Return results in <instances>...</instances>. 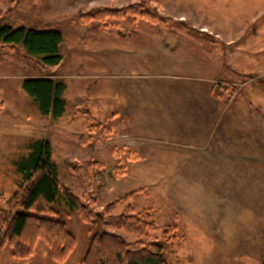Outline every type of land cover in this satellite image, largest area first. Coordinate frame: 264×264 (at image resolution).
<instances>
[{
    "label": "rangeland",
    "instance_id": "rangeland-1",
    "mask_svg": "<svg viewBox=\"0 0 264 264\" xmlns=\"http://www.w3.org/2000/svg\"><path fill=\"white\" fill-rule=\"evenodd\" d=\"M135 4L157 22L79 19ZM0 19L14 29L63 36L58 67H43L22 46L0 43V211L65 224L76 248L64 264H80L102 232L84 223L61 192L53 216L17 206L22 179L16 164L45 140L61 183L79 198L71 167L101 165L91 194L98 209L143 191L112 213L149 211L156 224L148 238L119 232L128 243L162 246L168 264H237L234 235L244 232L247 213L239 211L236 228L230 201L245 182L254 192L264 167V0H5ZM40 76L66 85L63 117L42 116L22 89L26 78ZM218 83L232 96L216 99ZM218 119L234 121L215 126ZM220 138L222 145L215 144ZM11 260L6 246L1 264ZM17 262L57 264L43 242L30 263Z\"/></svg>",
    "mask_w": 264,
    "mask_h": 264
},
{
    "label": "trees",
    "instance_id": "trees-1",
    "mask_svg": "<svg viewBox=\"0 0 264 264\" xmlns=\"http://www.w3.org/2000/svg\"><path fill=\"white\" fill-rule=\"evenodd\" d=\"M5 0H0V4ZM128 18L156 23V17L142 5H132L118 9H97L82 15L84 23L124 21ZM63 36L58 31H41L27 28L14 29L0 19V43L11 49L22 46L31 58H37L43 67H58L62 63L61 45ZM264 88V82L261 83ZM22 89L32 98L45 117H63L66 111V85L50 77H30L22 82ZM233 92L227 86L215 84L212 95L222 100L231 97ZM94 122L93 116L89 117ZM94 125L87 128L90 136L96 134ZM82 144H88L82 139ZM101 165L94 161L74 164L71 173L76 179L81 197L75 196L59 179L58 166L52 160L50 143L45 140L35 142L28 156L17 162L16 171L22 179L17 198V206L24 211L53 216V205L61 192L70 209L76 211L82 221L102 230L96 234L80 264H168L164 248L155 243L141 240L128 243L119 232H126L138 238H148L156 229L149 219V211L136 214L129 207L127 214L113 216L118 206L131 200L142 190L132 192L113 203L98 209L92 197V182ZM144 217L147 219L144 220ZM45 243L53 262L64 264L76 248V239L65 224L48 218L15 214L10 216L0 211V260L6 246L12 250V257L18 262L28 261L35 255L38 243ZM264 264V260L263 263Z\"/></svg>",
    "mask_w": 264,
    "mask_h": 264
},
{
    "label": "crops",
    "instance_id": "crops-1",
    "mask_svg": "<svg viewBox=\"0 0 264 264\" xmlns=\"http://www.w3.org/2000/svg\"><path fill=\"white\" fill-rule=\"evenodd\" d=\"M164 76L170 77V75H164ZM50 78L54 80H60L58 79V77L56 78L50 77ZM229 121H234V120L218 119L214 122H215V126L216 125L222 126L225 123H229ZM257 122H259V120ZM222 139L223 138L217 139L215 141V144L222 145L223 143ZM205 144L207 145L208 141ZM191 172L192 170H189L186 171L185 174L188 175L191 174ZM257 174H258V170L257 172H255L256 176ZM259 175L260 178L258 179L254 178V181L258 183L255 186L256 189H254V192H253V188H249L250 186L247 187L248 182H245V187L241 188L242 191L238 193L237 199H233L230 201L231 202L230 207L237 208L236 216L233 218L232 221V224H235L236 228H238V226L240 225L238 221L239 211L243 209L244 212L247 213L246 218L241 217L242 221L240 227L244 230V232L239 230L240 229L239 228L234 235L236 238V241L234 242V246H236L240 255L237 264H254V263L262 264L264 260V167L261 168ZM226 227L227 226H225V229ZM223 237L226 238L225 236ZM34 257L35 255L30 260L23 262L30 263V261ZM1 262H2V257L0 260V264ZM12 262L14 263L17 261L14 260ZM17 263H22V262H17Z\"/></svg>",
    "mask_w": 264,
    "mask_h": 264
}]
</instances>
